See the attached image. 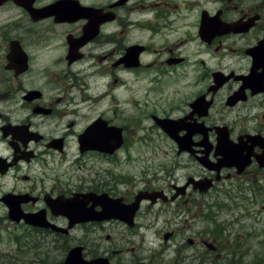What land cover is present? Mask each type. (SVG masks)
Returning a JSON list of instances; mask_svg holds the SVG:
<instances>
[{
    "label": "flooded vegetation",
    "instance_id": "1",
    "mask_svg": "<svg viewBox=\"0 0 264 264\" xmlns=\"http://www.w3.org/2000/svg\"><path fill=\"white\" fill-rule=\"evenodd\" d=\"M140 132L177 164L138 185L101 163ZM262 202L264 0H0V211L47 264H264Z\"/></svg>",
    "mask_w": 264,
    "mask_h": 264
},
{
    "label": "rangeland",
    "instance_id": "2",
    "mask_svg": "<svg viewBox=\"0 0 264 264\" xmlns=\"http://www.w3.org/2000/svg\"><path fill=\"white\" fill-rule=\"evenodd\" d=\"M141 96L142 95H138V98H141ZM156 133L158 132L156 131L154 134ZM140 134L142 135V137L145 136L146 139L150 137H157L156 135H149L148 132H140L135 135L137 143L135 144V148L132 149L133 158L130 162H126L122 159L118 163L119 165L116 167H113L112 165L114 164L112 163H101L105 168L111 169L116 174H121L126 178L136 180L138 185H141V183H143L145 179L153 178V175L156 174V168L158 166L164 165L167 168H171L173 165L177 164L175 160H172L171 158H168L163 154H158V156L154 158L152 162L147 161L146 157H148V153L150 152L151 148H148L146 152L145 148L142 147V144H144V142L141 141L142 137L139 138ZM159 145V143L156 144V146ZM141 156H144V158H141ZM53 166L55 168V171L50 172ZM149 166H151V168ZM59 168V163H49V165L42 163L38 168L39 171L37 170L34 175L37 176V178H42L45 177L43 172L46 171L48 176L51 175L53 177H56L60 174ZM184 173L185 171L179 170L176 176L181 177ZM163 176H165V174L162 172L158 173L157 175V177ZM33 180H36V178H33ZM161 183L162 182H160V184ZM262 204L264 205V202H262ZM261 205H259L255 209H252V205L249 204V209L254 212L253 214H259V225L254 226L257 229L263 228L262 226L264 223V209ZM168 209V213L165 214V217L161 218L162 220L174 218V208L170 206L168 207ZM2 214L3 212L0 211V219L3 218ZM249 224H251V222H249ZM250 246H252L251 248L253 251L258 252L259 245L257 243V240L250 242ZM48 251L49 253L51 252L50 249H48ZM53 259L57 260L58 262L61 261L60 258L56 259L52 255L50 257H47V254L43 253V248H39V244L35 239V232L31 227H27L24 223H12L9 220L3 221V223L0 224V264H47V261L53 262ZM246 261H250V258H247Z\"/></svg>",
    "mask_w": 264,
    "mask_h": 264
},
{
    "label": "water",
    "instance_id": "3",
    "mask_svg": "<svg viewBox=\"0 0 264 264\" xmlns=\"http://www.w3.org/2000/svg\"><path fill=\"white\" fill-rule=\"evenodd\" d=\"M161 127L166 132L170 133V135L172 137H175L176 136L177 129L175 128L176 126L173 125V123H171V122L161 123ZM65 211H66L65 213L70 217L69 211H67V210H65ZM15 212L16 211H14V210L11 211V218L12 219L14 218L13 220L19 222L22 217H25V219H26V221L28 223H31V224L35 225L34 222H32L31 220H29L30 219L29 217H31V216L23 215V213L21 212V210H18V213L17 212L15 213ZM27 217H28V219H27ZM79 251H81L80 248L73 249L69 253V255H68L67 259H66V264H102V262L100 260H95V261H91V262H87L85 260L83 261V259H82L81 254H80ZM102 261L106 262L105 260H102Z\"/></svg>",
    "mask_w": 264,
    "mask_h": 264
}]
</instances>
